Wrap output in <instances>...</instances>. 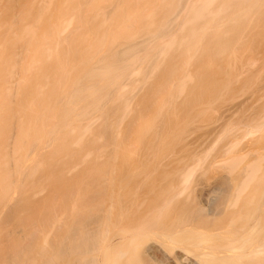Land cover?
Wrapping results in <instances>:
<instances>
[{"label":"bare ground","instance_id":"obj_1","mask_svg":"<svg viewBox=\"0 0 264 264\" xmlns=\"http://www.w3.org/2000/svg\"><path fill=\"white\" fill-rule=\"evenodd\" d=\"M253 39L264 0H0V264H264V108L245 118L257 96L180 165L166 136L229 74L258 78Z\"/></svg>","mask_w":264,"mask_h":264},{"label":"rangeland","instance_id":"obj_2","mask_svg":"<svg viewBox=\"0 0 264 264\" xmlns=\"http://www.w3.org/2000/svg\"><path fill=\"white\" fill-rule=\"evenodd\" d=\"M250 37V36H249ZM247 38V39H249V40H252V39H250V38ZM246 39V40H247ZM256 40V41H255ZM253 39V42H254V44L255 45H250V52L252 53V51H253V53L255 52L256 53V58L260 55V54H262V53H264L262 50V46H264V42L262 41H258L259 43L261 42V44H259V43H257V40H259V39ZM245 41V40H244ZM243 41V42H244ZM239 43L238 45H237V47L240 45L241 46V44H242V46L244 47V45L243 44H245V42L244 43ZM252 41H250V42H247L248 44L249 43H251ZM258 44V45H257ZM245 45H247V44H245ZM249 46V45H248ZM243 47H242V49H241V47H239V49L240 50H242L243 51ZM255 47H256V49L258 48L259 50H260V52L258 53L257 51L258 50H256L255 49ZM261 48V49H260ZM238 48H237V50H239ZM248 49H249V47H248ZM247 49V50H248ZM255 49V50H254ZM244 50H246V48L244 49ZM248 51V52H249ZM238 52H241V51H238ZM244 53H246V55H242L243 57V59H244V56H250V55H248L247 54V51H243ZM242 52V53H243ZM241 53V54H242ZM258 53V54H257ZM238 54H240V53H238ZM237 54V55H238ZM252 56L251 58H253V57H255V56ZM205 55H203V57H204ZM207 56V55H206ZM205 56V57H206ZM263 56V54L261 55V56H259L258 58H261ZM207 57H209V56H207ZM240 58H241V55L239 56ZM247 57V58H248ZM238 58V57H237ZM247 58H245V60L247 59ZM202 61L204 60V58H200ZM207 59V58H206ZM239 59V58H238ZM200 60V62H202ZM241 59H239V61H240ZM248 60V59H247ZM246 60V64L248 65L251 61L249 60V63H248V61ZM212 61V60H211ZM211 61H208V62H211ZM239 61H238V63H239ZM258 61V60H257ZM259 61H260V59H259ZM241 62H242V60H241ZM240 62V63H241ZM245 62V61H244ZM196 63H198V61L197 62H195L194 64H196ZM205 63V62H204ZM204 63H201V64H204ZM256 63V62H255ZM200 64V63H199ZM198 64V65H199ZM206 64H208L207 63V60H206ZM211 64V63H210ZM257 64V63H256ZM259 64V63H258ZM257 64V65H258ZM213 65V64H212ZM237 66H241L240 64H236ZM245 65V64H244ZM243 65V66H244ZM254 65V64H253ZM196 66H197V64H196ZM193 67H195L194 65L192 66V68ZM246 67H248V66H246ZM195 69V68H194ZM197 69V68H196ZM258 69H260V68H258ZM257 69V70H258ZM190 70V69H189ZM212 71H214L213 69H211ZM244 70H246L245 69V66H244ZM252 69H247V75H245V77L247 76V78L246 79H248V74H250V71H251ZM191 71V70H190ZM189 71V73H193V72H190ZM255 71V70H254ZM161 72H164V71H161ZM243 72L244 71H240V72H238V73H242L243 74ZM257 72V71H256ZM158 73H160V72H158ZM165 73V72H164ZM172 73V72H171ZM174 73V72H173ZM172 73V74H173ZM179 73H180V71H179ZM194 73H198V70H197V72H195V70H194ZM209 73H212V72H209ZM214 73H216V72H214ZM213 73V74H214ZM259 73V74H258ZM154 74V73H153ZM162 74V73H161ZM171 74V75H172ZM244 74H246V73H244ZM244 74L242 75L243 77H244ZM254 74V73H253ZM166 76L168 75V73L167 74H165ZM230 76H229V78L231 79V75H233V73H231V74H229ZM241 74H237L235 77H232V78H234V80L232 81V79H231V81H230V83H229V78H228V80H227V85L223 88V89H221V93L222 92H224V91H226L225 92V94L224 93H220V95H219V97H217V99L215 100V102H213L214 101V99H215V95H214V99L212 100L211 98H213V93H216V92H212L213 90H215L216 91V89H213V90H211L212 89V86L210 87L211 89H210V91H211V93H212V95H209L210 94V92H209V94H208V96H210L209 97V99H211V104H210V100L207 98V101L206 100H204V99H199L200 100V102L201 103H198L197 102V100L198 99H195L194 100V102L191 104V101H190V105H187V103H184V109L185 110H182L183 108V106L181 105V107H180V110L181 111H179V113H176V114H178V115H180V113L182 112L183 114H182V116H178V115H176L175 117H176V119H175V122H177V121H179V122H177L176 123V125H178V126H175V125H173V126H171V127H174V129L175 130H177L178 128V130L177 131H175L176 133L175 134H177V132H179V130H181L180 129V125L181 124H183V127H182V132H180V133H178L177 135H175L174 133H173V131L172 132H170V133H167V138H169L170 136H171V138H175V136H176V139H177V141H178V139L180 140V142L178 141L177 142V144H178V146L177 145H175L174 143H172V147L170 146V148H172V150L174 149V151L175 152H173V153H175V154H177V155H179V153L180 154H182V156H185V155H188V149H190V151L191 152H194L193 150H195L197 147H200V149L203 147V150H206V148H207V150H208V147L210 146V144H209V146L208 145H206V142H211L210 140L212 139V137L214 138L215 137V135H214V132L216 131V133L218 132L217 130L219 129L218 127H221L224 123H226L225 121H223V120H226L227 118H230V120L231 119H235L236 120V122H237V118L239 117V114H240V111L242 112L241 114H240V116L242 115V117H239L238 118V120L239 121H241V119H243V117H244V115L245 114H247L248 112H249V114L245 117V118H247L251 113L253 114V117L252 118H254V116L256 115V114H259L260 112H261V109L262 108H264V106L263 107H261V105H263L264 103H262L261 104V101H257L256 99L259 97L257 94H255L254 93V91H256V89H259V87L261 88V87H263L262 89H259V94L260 93H262V94H264V79H263V75H264V68H261V71L259 70V72H257L256 73V75H258V76H255V78L256 77H258V78H256L255 80H254V77H253V75L252 74H250V75H252V77L251 78H249L248 79V81H245L246 79H245V77H244V79L245 80H243V81H245V83H243L242 82V85H241V87L240 86H234V81H235V78L236 77H238L239 76V78L235 81L236 83V85L239 83V81L240 80H242V76H240ZM249 75V76H250ZM153 76V75H152ZM158 76H161V75H158ZM162 76H164V74L162 75ZM158 77V78H162L163 79V77ZM166 76H164V77H166ZM175 76H177V75H175ZM174 75L173 76H171L172 78H174L175 77ZM195 76H198V75H195ZM194 76V78H196ZM263 76V77H262ZM154 77H156L157 78V76H154ZM157 78V79H158ZM155 79V78H154ZM161 79V81H159V82H161L162 84H158L157 86V90H158V92H157V90H156V92H157V94L159 95L160 94V96H158V97H160L159 99H161V97L162 96H164V93H166V89L168 88V86L169 87H171L172 86V84H171V82H172V80H171V82L169 81V80H167V81H169L170 82V84L171 85H169L168 83L169 82H164L163 80ZM164 79H169V78H164ZM251 79L252 80H254L255 82H253V81H251ZM260 79H262V80H260ZM156 80V79H155ZM155 80H154V82H155ZM160 80V79H159ZM194 81V80H193ZM190 82L191 84L189 85V90L191 89L192 91L190 92L188 89H187V93H185V96H184V98L186 97V95H189V94H191L192 92H194V89L196 88V82H197V80L195 79V81L194 82ZM261 81V82H260ZM158 82V83H159ZM231 82H232V84H231ZM249 82V83H248ZM251 82H253V83H251ZM196 83V84H195ZM208 83V82H207ZM206 83V84H207ZM211 83V82H210ZM261 83V86H258L259 84ZM263 83V84H262ZM147 84V83H146ZM145 84V85H146ZM149 84V83H148ZM156 84H157V81H156ZM194 84V85H193ZM202 84V83H201ZM205 84V83H204ZM213 84V83H212ZM211 84V85H212ZM252 84V85H251ZM258 84V85H257ZM161 85V86H160ZM191 85H192V88H190L191 87ZM200 85V84H199ZM152 87H153V82H152V85H151ZM195 86V87H194ZM202 86H204V85H202ZM208 86V85H207ZM206 86V87H207ZM232 87L233 86V90H230V88H228L230 91H232V93L231 92H229V93H231V94H229L227 91H229V90H227V89H225L226 87ZM258 86V87H257ZM152 87H150V88H152ZM155 87H156V85H155ZM240 87V88H239ZM198 89L199 88H201V87H197ZM207 88H209V87H207ZM206 88V89H207ZM235 88V89H234ZM147 89V88H146ZM169 89V88H168ZM198 89H197V91H198ZM200 90V89H199ZM204 90H205V88H204ZM147 91V94H148V90H146ZM155 91V90H154ZM154 91L151 89V92H153L154 93ZM169 91H170V89H169ZM196 91V92H197ZM203 91V90H202ZM209 91V90H208ZM208 91L206 90V93H208ZM150 92V93H151ZM168 92V91H167ZM190 92V93H189ZM253 92V93H252ZM145 93V92H144ZM143 92H142V94H144ZM189 93V94H188ZM203 93V92H202ZM205 93V94H206ZM226 93H228V95L226 94ZM250 93H252V96H251V94ZM147 94H145V95H147ZM168 93H166L165 95H167ZM200 94V93H199ZM205 94H203V95H205ZM152 95V94H151ZM183 95H184V93H183ZM201 95V94H200ZM199 95V96H200ZM223 95V96H222ZM224 95H226V97L224 96ZM206 96V95H205ZM207 96V97H208ZM212 96V97H211ZM251 96V97H250ZM254 96H257L256 98H254ZM154 97V96H153ZM165 97V96H164ZM203 97V96H202ZM223 97V100L221 99ZM252 97L254 98V101L252 102V104H251V108L250 107H246L245 108V103H247L246 101V99H248V105L251 103L250 102V100L252 101L253 99H252ZM154 98H156V97H154ZM199 98V97H198ZM219 98V99H218ZM158 99V98H157ZM158 99V100H159ZM206 99V98H205ZM155 100V99H154ZM201 100H203L204 102L203 103H205V102H209L208 103V105L205 103V104H202V101ZM209 100V101H208ZM246 100V101H245ZM183 101V100H182ZM137 102V101H136ZM177 102V101H176ZM256 102V103H255ZM153 103H155V101H153ZM175 103V102H174ZM244 103V104H243ZM255 103V104H254ZM150 104V103H149ZM185 104H186V106H185ZM259 104H261L260 106H257L259 109H257L256 107H254L253 105H259ZM151 105V104H150ZM156 104H154V106H155ZM201 105H204V106H201ZM247 105V104H246ZM152 107H153V105H151ZM150 106V107H151ZM176 105H174V107H175ZM180 106V105H179ZM218 106V107H217ZM242 106H244V107H242ZM253 106V107H252ZM148 107V106H147ZM203 107V109L201 110V108ZM207 107V108H206ZM239 107V108H238ZM143 108V107H142ZM172 108V111H173V106L171 107ZM170 107H169V109H171ZM176 108V107H175ZM178 108V107H177ZM175 109V111L173 112V113H175L176 112V110H178V109ZM182 108V109H181ZM212 108V109H211ZM225 108V109H224ZM234 108V109H233ZM236 108V109H235ZM242 108V109H241ZM247 108H250V110L248 109V111H243V109H247ZM253 108H254V112H253ZM150 108H148V110L147 109H143L144 111H142L143 113V117H142V119L140 120V121H143L144 120V122L145 121H149L150 119H149V117L150 116H152V113L153 112H155L154 111V109H153V112H152V110H149ZM211 109V110H210ZM223 109L225 110L224 112H223ZM229 109V110H228ZM239 109V110H238ZM241 109V110H240ZM208 110V112H205L204 113V111H207ZM222 110V111H221ZM230 110H232V111H230ZM259 110V111H258ZM171 111V110H170ZM197 111H199V112H197ZM236 111V112H235ZM239 111V112H238ZM233 112H234V117H236V118H232V116H233ZM243 112H245V114L243 113ZM258 112V113H257ZM262 112H264L263 111V109H262ZM172 112H170V114H171ZM185 113H187L186 115H184ZM197 113V114H196ZM228 113H229V116L231 115V113H232V115H231V117H229L228 116ZM137 114H139V113H137ZM141 114V113H140ZM170 114H168V119H169V116H170ZM238 114V115H237ZM252 114H251V116H252ZM263 114V113H262ZM134 115H135V118L133 119V123H134V121H136V123L134 124V125H136L137 124V121H138V117L139 116H137L136 115V112L134 113ZM201 115V116H200ZM172 116V119H174L175 117H173V115H171ZM171 116H170V118H171ZM199 116H200V119H199ZM202 117V118H201ZM219 117V118H218ZM225 117H226V119H225ZM259 116L257 115V118H258ZM137 118V119H136ZM245 118H244V120H245ZM255 118H256V116H255ZM261 118V117H260ZM260 118H258L256 121H258ZM136 119V120H135ZM149 119V120H148ZM178 119V120H177ZM217 119H219V120H217ZM234 120V121H235ZM249 121H250V119H248ZM202 121V122H201ZM221 121H223L224 123L222 124V123H220ZM227 121V120H226ZM246 121V120H245ZM144 122H140L139 123V121H138V126L136 125V127H137V129L138 128H141V130H142V128H144L145 127V129L144 130H142L143 132L144 131H146L147 130V128H146V123H144ZM173 122V121H172ZM233 121H231V123H232ZM242 122V121H241ZM241 122H239V124H241ZM244 122V121H243ZM251 123L252 122H255L254 120L252 121H250ZM250 122H248V123H250ZM174 123V122H173ZM218 123V124H217ZM234 123V122H233ZM141 124V125H140ZM145 126H144V125ZM200 124H201V126L202 127H200ZM205 124V125H204ZM220 124H221V126H220ZM245 124V122L243 123V125ZM139 125H140V127H139ZM235 125V124H234ZM144 126V127H143ZM215 126H216V128H215ZM134 127V126H133ZM241 127V126H240ZM243 127V126H242ZM177 128V129H176ZM218 128V129H217ZM238 128H239V125H238ZM140 130V129H139ZM171 130H173L172 128H171ZM186 130V131H185ZM233 130V129H232ZM231 130V131H232ZM142 131H140V132H142ZM209 131H211L210 133H209ZM239 131V130H238ZM185 132V134H183ZM203 132H205V133H203ZM207 132V133H206ZM229 132L230 131H228V135H229ZM146 133V132H145ZM215 133V134H216ZM225 133H226V131H225ZM233 133V132H232ZM231 133V134H232ZM236 133H237V131H236ZM235 133V139L233 138V135H232V139H234V141L236 142V143H240L241 144V147H243V145L245 144V141H246V139H245V141L243 142L242 141V139H244V138H240L239 139V137H238V139L236 138L237 136H239V134H240V132H239V134H236ZM142 135H144L143 133H141ZM170 134V135H169ZM172 134V135H171ZM183 134V135H182ZM141 135V136H142ZM169 135V136H168ZM185 135V136H184ZM199 135V136H198ZM214 135V136H213ZM147 136V133L144 135V137H146ZM181 136V137H180ZM227 136V135H226ZM144 137H142V139H144ZM150 136L148 135V137H146V138H149ZM180 137V138H179ZM182 137H183V139H182ZM205 137V138H204ZM229 137H231L230 135H229ZM136 138H137V136H136ZM136 138H134L135 140H133V141H135L136 142ZM198 138H200V139H198ZM223 138V137H222ZM221 138V139H222ZM150 139V138H149ZM149 139H148V141H149ZM175 139V140H176ZM206 139V140H205ZM145 140V139H144ZM144 140H143V144H145V143H147V139H146V142H144ZM151 140V139H150ZM202 140V141H201ZM204 140V141H203ZM208 140V141H207ZM224 139H222V141H223ZM218 141V143L220 142V144L222 145V144H224L223 142H225V141ZM241 141L243 142V143H241ZM137 142H139L138 140H137ZM149 142H151V141H149ZM149 142H148V144H149ZM166 142V139H164V140H161V143L163 144V143H165ZM167 142H168V140H167ZM182 142L185 144H182ZM134 143V142H133ZM161 143H160V145H161ZM202 143V144H201ZM207 143V144H208ZM218 143L216 142V144L218 145ZM135 144V146L138 144H136V143H134ZM140 144V143H139ZM167 144V143H166ZM186 144L188 145V146H186ZM216 144H213V145H216ZM240 144H238L239 145V148H240ZM246 144H247V142H246ZM145 145H147V144H145ZM180 145V146H179ZM181 145H182V148L185 150H183L182 151V149H180L181 148ZM205 145H206V148H205ZM212 145V148L214 147ZM216 145V146H217ZM238 145H237V147H238ZM202 146V147H201ZM208 146V147H207ZM215 146V147H216ZM137 147H139V145H137ZM163 145H161V146H159V150L158 149H156V153L157 152H160V150L162 151L163 150V148H165V147H163ZM167 147H168V145H167ZM174 147V148H173ZM177 147V148H176ZM180 147V148H179ZM219 147H221V146H217V148L216 149H218ZM136 148V147H135ZM145 148H146V146H145ZM145 148H143V149H145ZM161 148V149H160ZM170 148H167V150H168V152H170ZM187 148V149H186ZM205 148V149H204ZM197 149H199V148H197ZM196 149V150H197ZM221 149V148H220ZM135 149H134V145H133V153L135 152L134 151ZM138 150L140 151V149L138 148ZM146 150V149H145ZM164 150H166V149H164ZM167 150H166V152L165 153H167ZM172 150H171V153H172ZM178 150H180L179 152H178ZM195 150V151H196ZM214 150V149H213ZM213 150H211V151H213ZM219 150V149H218ZM218 150H214L215 152H218ZM199 151V150H198ZM201 151V150H200ZM212 152V153H215V152ZM182 152V153H181ZM184 152H187V154H183ZM132 153V154H133ZM136 153V152H135ZM141 153H142V151H141ZM144 153V152H143ZM161 153V152H160ZM163 153V152H162ZM168 154H170V153H168ZM166 155V156H171V155ZM189 154H190V152H189ZM177 155H173L171 158H168V160L169 159H173V161H167L168 163H169V165H171V164H173V165H171L172 167L173 166H177L178 165V162L177 161H179V160H181V161H179V165H180V162H181V164H182V161L184 160V159H182L181 158V156H180V158H179V156H177ZM139 156V155H138ZM166 156H164L165 158H166ZM175 156V157H174ZM177 156V157H176ZM133 157H135V155L133 154ZM187 157H189V155L187 156ZM186 157V158H187ZM136 159H137V156L135 157ZM138 158H140V157H138ZM177 159V158H179L177 161H174V159ZM155 159V155H153L152 157H150V161H152V160H154ZM135 162H136V160H135ZM148 163V161L146 162V164ZM174 164H177V165H174ZM210 170H211V168H210ZM208 171H209V168H208ZM213 172V171H212ZM211 172V173H212ZM211 175H214V173H212V174H210V176L209 177H211ZM150 192V191H149ZM151 194V193H150ZM149 194V195H150ZM148 195V194H147ZM149 197V200H150V196H147V198ZM145 199H146V197H145ZM147 204L146 205H149V203L148 202H146ZM145 205V206H146ZM147 207V206H146ZM145 207V208H146ZM172 214V213H171ZM176 214H174V216H175ZM173 216V215H172Z\"/></svg>","mask_w":264,"mask_h":264}]
</instances>
